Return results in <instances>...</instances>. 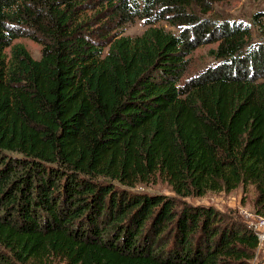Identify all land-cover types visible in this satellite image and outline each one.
<instances>
[{
  "label": "trees",
  "instance_id": "16d2710c",
  "mask_svg": "<svg viewBox=\"0 0 264 264\" xmlns=\"http://www.w3.org/2000/svg\"><path fill=\"white\" fill-rule=\"evenodd\" d=\"M222 1L0 0V264H252L245 222L187 201L253 188L264 216V26Z\"/></svg>",
  "mask_w": 264,
  "mask_h": 264
},
{
  "label": "rangeland",
  "instance_id": "374dc122",
  "mask_svg": "<svg viewBox=\"0 0 264 264\" xmlns=\"http://www.w3.org/2000/svg\"><path fill=\"white\" fill-rule=\"evenodd\" d=\"M256 15L259 17L257 24L261 23L259 26H264V0H224L215 5L212 17L221 21H239L250 24L255 28L256 25H253V19ZM145 28L143 22L136 21L134 24L126 26L125 34L136 36L141 34ZM256 28L258 29V26ZM257 29L254 30V33L257 32ZM256 35L257 39L254 40L255 42L264 40V36ZM17 42L24 44L35 59H40L41 46L39 44L28 38L19 39ZM215 46L216 45H206L196 50L192 56L193 71H198L211 61L208 52ZM144 189L165 193L166 195H174L171 193L170 189L162 183L144 187ZM255 198L256 195L253 188H250L247 194H244L243 190L240 188L231 193H210L201 198H188L187 201L196 205L212 206L224 214L236 215L248 225L250 218L257 216L254 209ZM252 264H264V244L258 248Z\"/></svg>",
  "mask_w": 264,
  "mask_h": 264
},
{
  "label": "built area",
  "instance_id": "2783aa9c",
  "mask_svg": "<svg viewBox=\"0 0 264 264\" xmlns=\"http://www.w3.org/2000/svg\"><path fill=\"white\" fill-rule=\"evenodd\" d=\"M248 227L256 234L259 242V248L264 244V216L257 215L250 218Z\"/></svg>",
  "mask_w": 264,
  "mask_h": 264
}]
</instances>
